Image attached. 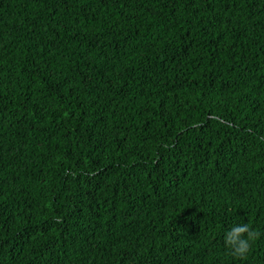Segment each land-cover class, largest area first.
<instances>
[{
	"label": "trees",
	"instance_id": "1",
	"mask_svg": "<svg viewBox=\"0 0 264 264\" xmlns=\"http://www.w3.org/2000/svg\"><path fill=\"white\" fill-rule=\"evenodd\" d=\"M0 264H264V0H0Z\"/></svg>",
	"mask_w": 264,
	"mask_h": 264
},
{
	"label": "clouds",
	"instance_id": "2",
	"mask_svg": "<svg viewBox=\"0 0 264 264\" xmlns=\"http://www.w3.org/2000/svg\"><path fill=\"white\" fill-rule=\"evenodd\" d=\"M259 233L248 223H238L224 233V244L231 255L245 259Z\"/></svg>",
	"mask_w": 264,
	"mask_h": 264
}]
</instances>
